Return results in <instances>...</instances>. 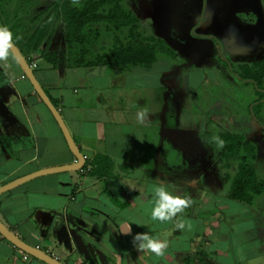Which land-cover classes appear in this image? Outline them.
Masks as SVG:
<instances>
[{"label": "crops", "instance_id": "0c3cea01", "mask_svg": "<svg viewBox=\"0 0 264 264\" xmlns=\"http://www.w3.org/2000/svg\"><path fill=\"white\" fill-rule=\"evenodd\" d=\"M54 2L0 0V25L10 29L33 65L86 163L82 170L38 176L2 193L1 221L64 264H264V190L244 201L217 184H190L184 172L208 154L190 132L206 127L208 119L199 113L170 115L171 109L161 107V91L168 97L177 84L175 57L159 53L151 66L121 72L105 63L75 64L96 57L88 56L91 49L81 55L79 47L69 46ZM74 4L81 6L80 0ZM53 8L49 29L38 37ZM7 64L0 61V186L76 159L19 62L10 56ZM197 75L189 71L192 81ZM140 111L147 113L143 123ZM173 150L182 155L179 176L169 160ZM159 181L171 194L192 200L164 223L151 218ZM129 231L167 240L165 255L137 251ZM25 254L0 233V264H48Z\"/></svg>", "mask_w": 264, "mask_h": 264}, {"label": "rangeland", "instance_id": "374dc122", "mask_svg": "<svg viewBox=\"0 0 264 264\" xmlns=\"http://www.w3.org/2000/svg\"><path fill=\"white\" fill-rule=\"evenodd\" d=\"M121 3L137 16L141 34L166 40L176 52L171 65L177 84L168 97L161 91V107L171 109L170 115L199 113L208 119L206 127L202 124L190 131L197 145L201 144L208 154L191 165L188 163L184 170L182 155L173 150L169 160L176 166L173 170L176 175L184 170L193 184L213 188L217 184L226 194L238 183L239 164L245 163L242 157H246V166L255 172V185L262 187L264 0H122ZM89 28L94 32L90 35L92 52L88 56L109 51L116 34L111 24L94 22ZM117 34L126 39L128 29ZM190 63L193 64L188 66ZM190 70L201 74L202 79L197 75V80L192 81ZM222 133L243 137L239 156L230 160L222 156L223 146H219Z\"/></svg>", "mask_w": 264, "mask_h": 264}, {"label": "trees", "instance_id": "16d2710c", "mask_svg": "<svg viewBox=\"0 0 264 264\" xmlns=\"http://www.w3.org/2000/svg\"><path fill=\"white\" fill-rule=\"evenodd\" d=\"M122 0H80L81 6H76L73 0H56L53 6L59 9L64 23V37L71 47H79L80 54L85 55L90 51V35L94 31L88 26L96 22H108L116 31L114 44L108 53L97 54L94 60L85 61L81 58L73 60L75 64L105 63L114 70L121 72L129 69L133 65L151 66L157 59L159 53L175 57L176 52L173 47L164 39L155 36H144L139 31V21L137 16L122 5ZM48 13V17L43 20L38 37L49 29L51 21L56 13L55 8ZM128 29L126 39H122L117 32ZM95 34H99L95 32ZM42 37V36H41ZM40 40V39H38ZM57 56L53 59L56 64ZM243 138V137H242ZM237 134L223 133L221 140L223 143V155L227 160L239 156L242 139ZM250 148L255 147L250 145ZM245 163L239 164L238 183L232 191L234 198L251 201L254 194H259L264 190L257 187L254 180V169L246 166V157H242Z\"/></svg>", "mask_w": 264, "mask_h": 264}, {"label": "water", "instance_id": "95a60500", "mask_svg": "<svg viewBox=\"0 0 264 264\" xmlns=\"http://www.w3.org/2000/svg\"><path fill=\"white\" fill-rule=\"evenodd\" d=\"M1 26V25H0ZM14 47L11 50L12 53H14L16 60L19 62L20 66L22 67L25 75L29 78L31 83L33 84L36 92L39 94L43 102L47 105V107L52 112L53 116L57 120L60 128L62 129V132L67 140L68 146L71 150V152L76 157L75 161L69 164L59 165V166H53V167H47L42 168L37 171H34L30 174H27L25 176L16 178L10 182H7L6 184L0 186V195L15 186L22 184L30 179H33L38 176L42 175H48V174H54L59 172H65V171H77L81 170L85 163L86 158L84 154L81 152L79 147L77 146L68 125L66 124L65 120L63 119L61 112L59 109L55 106L49 95L46 93L45 89L42 87L41 83L37 79L35 72L30 64V62L27 60L25 55L22 53L21 49L18 47V45L13 40ZM173 131V130H172ZM173 139V138H172ZM174 140V139H173ZM0 233L7 238L10 242H12L14 245L25 251L26 253L35 256L48 264H64L48 252L40 249L37 246H33L24 240H22L19 236H17L12 230H10L0 219Z\"/></svg>", "mask_w": 264, "mask_h": 264}, {"label": "clouds", "instance_id": "9594fccd", "mask_svg": "<svg viewBox=\"0 0 264 264\" xmlns=\"http://www.w3.org/2000/svg\"><path fill=\"white\" fill-rule=\"evenodd\" d=\"M78 0H73V3H77ZM13 34L7 26H0V61L5 62L6 67H10L7 61L10 56L15 59L14 53H12ZM147 113L146 111H140L137 113V119L140 123H143ZM219 146H223V141H219ZM191 184L192 181H189ZM155 206L151 212V218L154 221H160L161 223L171 221L179 213H182L185 209L191 206L192 200L190 197H183L180 195H173L166 189V185L159 181V187L155 191ZM180 228L184 227L181 223L178 225ZM131 235L132 244L139 252H150L157 257H163L165 251L168 248L167 240H162L149 235L148 233L138 232L132 235L131 231L125 233Z\"/></svg>", "mask_w": 264, "mask_h": 264}, {"label": "built area", "instance_id": "2783aa9c", "mask_svg": "<svg viewBox=\"0 0 264 264\" xmlns=\"http://www.w3.org/2000/svg\"><path fill=\"white\" fill-rule=\"evenodd\" d=\"M34 65H35V64H34ZM31 66H33V65H31ZM82 169H83V168H82ZM82 169H81V170H82ZM24 256H25V258H27V257H28V254H25Z\"/></svg>", "mask_w": 264, "mask_h": 264}]
</instances>
